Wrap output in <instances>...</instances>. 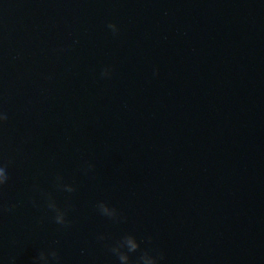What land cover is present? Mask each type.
<instances>
[{
	"label": "water",
	"instance_id": "obj_1",
	"mask_svg": "<svg viewBox=\"0 0 264 264\" xmlns=\"http://www.w3.org/2000/svg\"><path fill=\"white\" fill-rule=\"evenodd\" d=\"M0 110V264H264V0H0Z\"/></svg>",
	"mask_w": 264,
	"mask_h": 264
},
{
	"label": "clouds",
	"instance_id": "obj_2",
	"mask_svg": "<svg viewBox=\"0 0 264 264\" xmlns=\"http://www.w3.org/2000/svg\"><path fill=\"white\" fill-rule=\"evenodd\" d=\"M107 28L112 31L113 35H118L120 32L119 25L116 23H108ZM101 75L103 77H110L111 69L105 68L102 71ZM7 121V113L3 110H0V126H2ZM10 163L11 161H8L7 163L0 161V190H2L4 185H6L9 181L8 166ZM94 168L95 165L89 163L86 165L85 171H91ZM63 180V176H57L56 187L58 189L66 191L68 193H73L77 190L74 185L65 184ZM41 195L45 199L47 208L55 214L53 216L54 222L56 224L62 225L65 228L70 227L72 221L67 218L68 211L74 206L68 204L66 207H61L53 198L51 193L41 192ZM33 202L35 203V201ZM15 207V204H12L11 206L2 205L0 206V210L10 211ZM96 208L101 215L108 217L115 222H121L122 219H126L125 217L121 216V214L115 207H110L109 204L105 201L98 202ZM98 239L105 240L106 237L101 235L98 237ZM148 240L151 241V237H149ZM107 247L112 254L118 257L121 264H159V261L163 259V252H157L156 255H153L151 250L146 249L135 261H133L130 253H135L140 250L141 244L132 234H126L122 236L120 239L112 244H109ZM11 264H15L14 258L12 259ZM33 264H61V256L59 250L52 249L50 251H41L39 255L34 258Z\"/></svg>",
	"mask_w": 264,
	"mask_h": 264
}]
</instances>
